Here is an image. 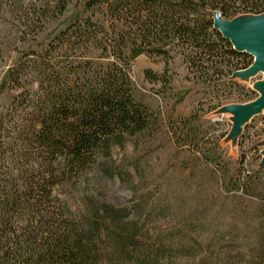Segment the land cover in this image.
<instances>
[{
  "label": "trees",
  "instance_id": "trees-1",
  "mask_svg": "<svg viewBox=\"0 0 264 264\" xmlns=\"http://www.w3.org/2000/svg\"><path fill=\"white\" fill-rule=\"evenodd\" d=\"M76 1L0 0V35L11 22L14 40L34 44ZM213 12L227 20L262 14L264 0H86L50 41L20 52L8 71L15 96L0 115V264H220L238 233L213 232L203 244L211 206L177 197L172 208L163 184L147 178L165 128L188 153L195 180L241 193L243 207L258 206L264 227L261 179L226 182L225 135L210 136L201 117L166 125L131 77V56L143 51L165 61L162 74L144 72L151 83L169 85L168 64L178 56L205 87L245 92L228 78L253 58L213 28ZM116 181L130 193L126 205L112 199ZM234 249L237 264H264L262 251L247 260L239 243Z\"/></svg>",
  "mask_w": 264,
  "mask_h": 264
},
{
  "label": "rangeland",
  "instance_id": "rangeland-1",
  "mask_svg": "<svg viewBox=\"0 0 264 264\" xmlns=\"http://www.w3.org/2000/svg\"><path fill=\"white\" fill-rule=\"evenodd\" d=\"M85 1L77 0L58 19L48 21L37 36V41L30 45L35 47L37 44H45L61 29L74 22L81 14ZM9 23L11 22L2 26L3 32L0 35L2 39L0 43V115L15 96V92L9 89L8 71L16 62L20 52L27 51L30 47L14 40L16 37L14 29ZM131 61V77L136 91L146 104L160 114L166 125L169 124L170 119L177 121L183 118L201 117L210 136L225 135L219 142V152L227 169L226 182L232 175L240 176L242 180L246 175L256 181L261 179L258 193L264 198V169L257 172L260 169L261 152H264V111L245 125L243 134L238 140L231 137L229 133L232 118L219 113V109L229 105H243L254 101L258 93L253 85L262 80V74L259 73L248 80L236 79V82L245 88V92L236 85L208 88L196 82L183 60L176 56L168 64L167 76L170 78V83L162 86L159 82L151 83L144 72L151 70L156 74H162L165 68L164 60L157 57L150 58L143 51H136L132 54ZM247 90H252L255 95L248 99ZM157 145L147 166V178L151 184L155 181L163 184L166 200H168L166 202L176 206L179 203L176 198L180 197L185 202V206L194 199L200 206L202 204L211 206L213 212L202 227L205 232L200 235L203 244L213 232H224L235 237L238 233L235 239L237 241H233L234 246L225 248L230 249L231 253L226 254V250L221 251L220 264L239 263V257L234 249L238 243L240 252L245 254L247 260L256 258L258 253H264V227L259 226L256 218L260 212L258 206L255 207L256 204L252 203L253 205L243 207L238 199L241 193L235 192L230 187L219 189L213 183L195 180L196 173L192 171V164L186 162V159L189 160L188 153L176 149L173 135L168 128L163 130ZM125 152L131 156V147ZM185 163L189 167L184 168ZM201 168L204 167L201 166ZM113 192L112 199L119 205H126L131 198L129 191L121 187L117 181ZM74 199L70 201L73 210L78 204L76 198ZM172 208H174L173 205ZM259 240L262 243V249H259ZM227 245L223 244L221 247L224 248Z\"/></svg>",
  "mask_w": 264,
  "mask_h": 264
},
{
  "label": "water",
  "instance_id": "water-1",
  "mask_svg": "<svg viewBox=\"0 0 264 264\" xmlns=\"http://www.w3.org/2000/svg\"><path fill=\"white\" fill-rule=\"evenodd\" d=\"M213 28L228 40L233 49L253 58V63L240 71H235L229 80H248L262 74V80L253 85L258 97L247 104L229 105L219 109L221 115L232 118L231 137L239 139L245 125L264 111V13L240 14L231 20L223 19L219 12H213ZM260 167H264V152H261Z\"/></svg>",
  "mask_w": 264,
  "mask_h": 264
}]
</instances>
